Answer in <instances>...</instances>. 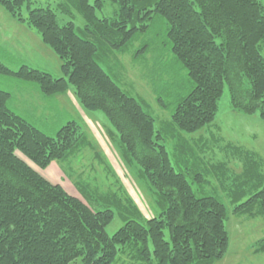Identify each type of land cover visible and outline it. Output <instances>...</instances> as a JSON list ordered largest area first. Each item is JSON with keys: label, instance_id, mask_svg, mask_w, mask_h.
<instances>
[{"label": "trees", "instance_id": "trees-1", "mask_svg": "<svg viewBox=\"0 0 264 264\" xmlns=\"http://www.w3.org/2000/svg\"><path fill=\"white\" fill-rule=\"evenodd\" d=\"M67 1L86 19L82 28L73 20L59 22L58 12L70 10L66 2L0 0L58 55L62 75L28 62L13 70L3 61L0 73L33 81L46 95L66 92L73 84L84 109L106 113L160 210L147 218L130 197L125 203L117 194L111 200L98 197L96 202L106 206L96 210L87 203L92 194L85 184L78 186L80 197L47 179L28 160L40 169L64 161L90 144L88 134L74 119L56 136L48 135L14 112L11 93L0 89V264H212L223 259L230 245L226 198L196 192L194 182L217 190L204 172L191 178L176 170L169 138L147 103L121 85L112 55L126 52L156 17L165 18L169 54H161L151 72L157 73L158 105L170 113L164 129L175 130L179 151L183 132L202 130L216 119L225 88L235 110L264 119V0H111L119 7L113 17L97 15L106 0ZM151 48L145 40L134 58ZM183 145L191 155L190 145ZM236 150L253 182H233L238 188L227 190L232 213L264 218V174L259 172L264 158L242 146ZM113 207L124 225L110 235ZM253 247L264 253V237Z\"/></svg>", "mask_w": 264, "mask_h": 264}, {"label": "rangeland", "instance_id": "rangeland-1", "mask_svg": "<svg viewBox=\"0 0 264 264\" xmlns=\"http://www.w3.org/2000/svg\"><path fill=\"white\" fill-rule=\"evenodd\" d=\"M32 1H36L35 4L41 3L43 5L49 2L54 3L53 5H56L57 2H66L70 10L63 11L62 9L61 12H58L59 22L66 23L73 20L76 26L80 28L86 24V19L72 1H69V3L67 0ZM118 8L116 3L106 0L103 10L98 11L97 15L99 17H113ZM23 9L27 13L26 5L23 6ZM16 22L21 26L25 24V22L21 23L15 20L8 10L0 4V61H3L13 70L19 69L27 61L33 66L50 69L56 76L62 75L60 74L62 68L59 65V58L55 53L46 59L41 56L36 57L32 53L24 58L22 56L24 54L15 55L7 50L8 47H11L12 50H16V48L9 43L7 35L5 36L3 32V27H6L8 33H17L14 29L17 25ZM150 26L147 33L140 34L132 41L126 52L117 51L112 55V68L119 74L124 89L130 95L132 94L145 101L151 109V113L158 119V122L156 121L158 129L167 136L166 138H169L168 150L171 153V161L176 170L188 172L191 178L192 174L197 171L204 172L211 183L210 186H215L214 189L217 190H213L209 186L202 187L194 182L193 187L196 192L200 195H204V193L221 194L222 197L226 198L225 202L230 210V216L226 224L230 235V245L225 258L214 264H264V253L252 254L254 247L252 249L250 247V245L253 246L256 241L264 237V218L254 216L258 218L252 217V219L257 220L256 222H246L241 225L240 217L243 220L249 219L246 214L239 217L232 213L233 204L227 198L228 194L226 193L228 189L238 188L239 185L232 184L233 182L252 184V173L247 175L246 161L239 157L238 153L241 151L236 150V147L242 146L248 150H254L264 158V119L258 114L245 115L235 110L230 104V92L225 88L219 102L220 110L216 119L211 124L204 126L202 130L190 133L183 132V136L179 138L182 145H179V151H175L173 139L177 135L170 126L167 130L164 129V124L171 120L170 113L167 110L164 111L158 105L153 84L157 73L151 72L156 60H163V58L160 59V55L169 54L165 18L156 17L155 22L152 21ZM18 32L23 38V42L26 39L29 41L23 27ZM12 39H15V37ZM145 40L152 48L148 53H144L145 55L141 54L136 60L134 54L140 49ZM262 54L264 56V46ZM29 57H32V59ZM0 89L11 93L8 102L14 112L22 115L48 135L56 136L57 131L63 125L74 119L82 125L83 130L88 134L90 144L64 161H55L47 168L40 169L28 160L47 179L61 184L68 192L80 197L82 195L78 191V186H84L85 184L89 187L88 194H92L87 203H91L96 210L106 206L102 201L96 202L98 197L111 200L112 196L117 194L125 203L127 197H130L147 218L159 213L160 208L157 205V197L152 192L150 183L141 176L138 163L124 155L123 148L118 142V132L112 122L103 110L90 111L84 109L73 84H69L67 91L61 94L70 93L72 99L76 98L78 100L75 103L76 105L78 103L83 112L80 111L78 106L77 109L71 108V105L59 106L58 101L55 100V95L61 94L46 95L37 83L24 80L16 75L0 73ZM27 92L32 95L31 99L26 98L25 94ZM22 98H25V100L23 101ZM70 101L71 99L68 100V102ZM170 137H172V140ZM183 144L190 145L191 155L185 152L188 150ZM184 157L187 160H184ZM253 159L258 160L256 157L251 158V160ZM259 172L264 174V162L262 161ZM248 185L245 186L246 191L249 189ZM113 209L116 214L107 228L110 235L124 225L116 207H113ZM73 264H82V262L77 260Z\"/></svg>", "mask_w": 264, "mask_h": 264}, {"label": "crops", "instance_id": "crops-1", "mask_svg": "<svg viewBox=\"0 0 264 264\" xmlns=\"http://www.w3.org/2000/svg\"><path fill=\"white\" fill-rule=\"evenodd\" d=\"M16 24L17 25H20L19 23H17L16 22ZM17 25H15V27L16 28H14L15 29V32H17V33H14V32H12V34L11 33H8V30L6 29V27L4 26L3 27V32L5 33V36L7 35V39H8V41H9V43L12 45V46H14L15 48H16V50H12V48L11 47H8V51H11L12 53H14L15 55H21V54H24V55H22L24 58L25 57H27V56H30V55H28V54H30V53H32L34 56H41L43 59H46L48 56H53V54H54V51L51 49V47L50 46H47L45 43H43V41H42V39H41V36H40V34L37 32V31H34L32 28H30V27H28L26 24H22L23 26H17ZM21 27H23V30L26 32L25 33V35H26V37H28L29 38V41H28V39H26V41H24L23 42V38L21 37V35H20V33L18 32V30L21 28ZM13 37H15V39H12ZM36 44H39V45H41L40 47L39 46H37ZM36 45V46H35ZM34 48L35 50H33L32 48ZM50 47V48H49ZM47 49V50H46ZM51 51H53V52H51ZM52 54V55H51ZM57 55V54H56ZM57 57H58V55H57ZM30 59H32V57H29ZM59 58V57H58ZM59 60V65H61V62H60V59H58ZM31 61V60H30ZM25 62H27V61H25ZM30 63V62H29ZM55 65H56V63H55ZM57 66V65H56ZM62 66V65H61ZM62 68V67H61ZM43 69H45V70H47V68H43ZM47 71H50L51 73H53L50 69L49 70H47ZM54 74V73H53ZM60 74H62V73H60ZM55 76H56V74H54ZM72 91V90H71ZM63 95V96H62ZM25 96H26V98H28V99H31L32 98V95L31 94H29L28 92H27V94H25ZM56 96V98H55V100L56 101H58L57 102V104H59V106H66V105H71V108H75V109H77L78 107H79V109H80V111H82L81 110V107L78 105V103H77V105H76V101H78L76 98H71V94L69 93V94H61V95H55ZM67 97H69V98H67ZM62 99V100H61ZM69 99H71V101L70 102H68V100ZM22 100L24 101L25 100V98H22ZM78 106V107H77ZM83 112V111H82ZM249 220H246V219H241V217L239 218V220H240V224L241 225H244L246 222H252V221H254V222H256L257 220H255V219H258V218H255V219H250V217H247ZM252 218V217H251ZM254 243V242H253ZM250 247H251V249H252V247L253 246H251L250 245ZM228 252V251H227ZM255 254V255H259V254H261V253H259V252H254V250L252 249V254ZM227 254V253H226ZM225 254V255H226ZM236 254H238V252H236ZM225 258V257H224ZM223 258V259H224ZM221 260V259H220ZM215 263V262H214ZM214 263H212V264H214Z\"/></svg>", "mask_w": 264, "mask_h": 264}]
</instances>
